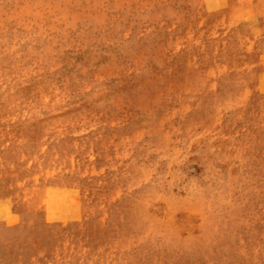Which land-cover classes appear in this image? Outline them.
Here are the masks:
<instances>
[{
	"label": "rangeland",
	"instance_id": "rangeland-1",
	"mask_svg": "<svg viewBox=\"0 0 264 264\" xmlns=\"http://www.w3.org/2000/svg\"><path fill=\"white\" fill-rule=\"evenodd\" d=\"M0 264H264V0H0Z\"/></svg>",
	"mask_w": 264,
	"mask_h": 264
},
{
	"label": "crops",
	"instance_id": "crops-1",
	"mask_svg": "<svg viewBox=\"0 0 264 264\" xmlns=\"http://www.w3.org/2000/svg\"><path fill=\"white\" fill-rule=\"evenodd\" d=\"M45 192L48 193V192H51V190L50 189H46ZM48 199H49V197L44 201V204H47L50 201V199L49 200ZM46 208H47V206H46Z\"/></svg>",
	"mask_w": 264,
	"mask_h": 264
}]
</instances>
